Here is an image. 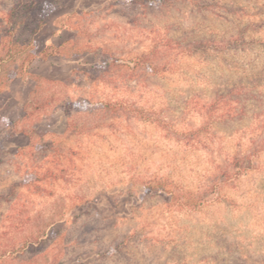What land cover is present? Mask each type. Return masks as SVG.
<instances>
[{"label": "rangeland", "instance_id": "obj_1", "mask_svg": "<svg viewBox=\"0 0 264 264\" xmlns=\"http://www.w3.org/2000/svg\"><path fill=\"white\" fill-rule=\"evenodd\" d=\"M16 1L0 264H264V0H56L10 82Z\"/></svg>", "mask_w": 264, "mask_h": 264}, {"label": "trees", "instance_id": "obj_2", "mask_svg": "<svg viewBox=\"0 0 264 264\" xmlns=\"http://www.w3.org/2000/svg\"><path fill=\"white\" fill-rule=\"evenodd\" d=\"M148 2H152L155 0H146ZM56 2V0H17L16 3H14L11 6V10L9 12V16L11 20L18 19V22L24 23L25 28L28 29V25H30L28 22L34 23L33 27L31 28V31L29 35L25 38L23 37L22 41L19 39L18 41H13L12 43L15 44V42H18L19 44L22 42L21 49H25L26 56H25V63L19 64L15 68V73L10 74L8 77V81L12 82L14 79H17V77H21L20 70H27L33 67L34 63L40 59V60H47L50 56L57 55L60 52V49L57 45L54 43H49L44 45L43 47H40L38 50H34L31 48L34 45L35 42V34L46 24V18L43 16L46 7L49 3ZM30 19V20H29ZM27 34V33H26ZM25 34V35H26ZM4 38L1 39V43H3ZM14 46V45H13ZM31 48V50H30ZM1 66V65H0ZM0 67V72H1ZM11 89V84L7 85L6 89H0V95L3 93L9 92Z\"/></svg>", "mask_w": 264, "mask_h": 264}]
</instances>
